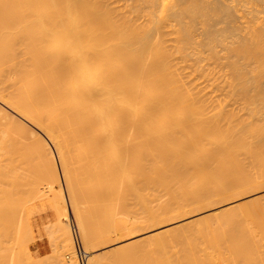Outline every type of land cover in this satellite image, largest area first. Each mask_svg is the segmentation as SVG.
Returning <instances> with one entry per match:
<instances>
[{"label":"bare ground","instance_id":"bare-ground-1","mask_svg":"<svg viewBox=\"0 0 264 264\" xmlns=\"http://www.w3.org/2000/svg\"><path fill=\"white\" fill-rule=\"evenodd\" d=\"M20 179L56 215L55 264H79L61 217L111 240L264 188V0H0V183ZM261 200L193 219L180 251L90 264H264ZM25 242L14 264H42Z\"/></svg>","mask_w":264,"mask_h":264},{"label":"rangeland","instance_id":"rangeland-1","mask_svg":"<svg viewBox=\"0 0 264 264\" xmlns=\"http://www.w3.org/2000/svg\"><path fill=\"white\" fill-rule=\"evenodd\" d=\"M221 25L222 24H220L219 27H222ZM236 107L237 106H235L234 108ZM51 146L55 156H57L56 149L53 147V145ZM57 164H58V169H60L59 162ZM29 168H28L29 173L31 172V170L33 171L31 172L32 179L34 178L36 179L37 176L38 177L37 179L39 180L40 177V183L36 182V185L39 184V186L45 188L44 186L45 183L44 181H42L43 177L40 175L42 173L41 171L42 168L39 166L38 167L35 166L34 169L32 167H31L32 169ZM33 176L35 177L33 178ZM20 181L21 179L17 181L13 180V183L16 184L17 182L19 183ZM61 181L63 180L61 179ZM25 183L21 184L20 182L19 186H16L17 189L18 187L21 186V188H19L18 191L14 190L15 188L14 184H13L14 186H11L12 184L9 183H4V182L3 184L0 183V248H1L0 264H14L15 260L16 261L19 260L22 257L20 253L19 243L20 245H23V242H25V239L27 237H28L26 239L27 241L24 243V245L28 246V254L30 256L32 255L31 258L34 259L33 260L34 262H39L41 259L44 261L42 264H55L56 261L58 260V256H60V254L61 255L64 254L59 247V243L56 242L57 241L55 239L56 235H54L55 226L53 224H54V220L56 219V215L53 209L50 207L48 199L45 198L39 200V199H34V197L33 198L29 197V194L26 195V193H28L29 191L26 192V190L24 189V187H26ZM30 183L29 184L27 183V185H30ZM205 196L206 198L212 197L211 195H205ZM262 197H264V188L257 189L253 193H248L241 197L231 198L228 200L227 199L225 200L224 198L219 196L218 198L216 197L215 199L216 201L213 205H209L202 208L193 207L190 210V212L187 213L184 217L181 218L172 217L168 220L161 221L160 223L157 224L154 223L148 224L146 225V227L139 229L135 232L134 231L132 232L130 230L128 231L127 228L124 226H117L115 227V229L119 232L125 233L126 236L125 235L123 237L116 236L111 240H107L106 238H104L101 241V238L96 237L93 233L92 235L89 232L88 228H87L86 238L84 240L83 237L81 236L80 230L76 226L73 218H71L70 216H68L67 218L61 217L62 218L61 225L70 230V234L73 239L75 250H76V243L74 239L73 229L76 230V234L80 240L81 247L85 252L86 250L87 252H89L87 254L85 253L87 264L88 262L90 264L91 258L93 259V257H95L93 260H97L101 256L103 251L109 253L110 251H116L115 249L119 248L122 244L128 242L134 244L133 249H135L136 253H138L139 256L138 260L141 261L149 256H157L160 253L163 254L164 252L180 251L183 248V246L187 243V240L193 239V237H188V236L193 235L194 231H196V229L199 228L196 225L189 224L193 219H197L200 217L207 218L206 221L199 226L208 225L211 227H216L217 224L221 222L223 218L227 217L226 215L220 213V210H222V208L224 209L228 206L230 207L231 205H233V203L245 205L252 200ZM213 198L214 197H212V199ZM261 203L264 204V200H261ZM137 208L140 209L139 207ZM90 212L92 214H95L94 209H91ZM27 226H30L31 229L28 227L26 233ZM52 228L54 229L52 230ZM102 228L104 229L103 226ZM45 231L47 233H45ZM52 232L53 234H51ZM26 234H28V236ZM55 234H56V230H55ZM52 235L55 237L53 239L56 241L52 239ZM12 243L14 244L12 245ZM1 246H4V248H2ZM95 247L98 250H96ZM56 250L57 251L59 250V252L57 253ZM90 252L91 254H93V256L90 255L91 257L89 256ZM76 257H77L76 258L77 262L79 263L77 252H76ZM23 259L21 258L20 261L21 263ZM41 262L39 263L41 264ZM121 262L122 260H120L119 263L115 262L113 264H117V263L120 264ZM23 263H26V260ZM152 263L153 262L151 261L146 264H152ZM161 263L164 264L163 261H160V263L154 262L153 264H161ZM165 264L168 263L165 262ZM217 264H238V262L232 263L230 261H225L224 259L218 257Z\"/></svg>","mask_w":264,"mask_h":264},{"label":"built area","instance_id":"built-area-1","mask_svg":"<svg viewBox=\"0 0 264 264\" xmlns=\"http://www.w3.org/2000/svg\"><path fill=\"white\" fill-rule=\"evenodd\" d=\"M73 230H74V239L76 243V252H77L78 259H79V264H87L86 254L80 245V240L76 234V230L75 229Z\"/></svg>","mask_w":264,"mask_h":264}]
</instances>
